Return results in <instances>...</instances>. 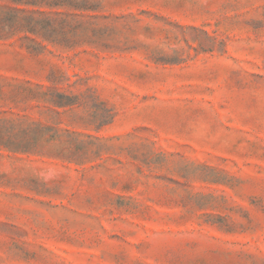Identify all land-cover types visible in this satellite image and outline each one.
I'll list each match as a JSON object with an SVG mask.
<instances>
[{"label": "rangeland", "instance_id": "1", "mask_svg": "<svg viewBox=\"0 0 264 264\" xmlns=\"http://www.w3.org/2000/svg\"><path fill=\"white\" fill-rule=\"evenodd\" d=\"M62 1L0 0V264H264V0Z\"/></svg>", "mask_w": 264, "mask_h": 264}, {"label": "trees", "instance_id": "2", "mask_svg": "<svg viewBox=\"0 0 264 264\" xmlns=\"http://www.w3.org/2000/svg\"><path fill=\"white\" fill-rule=\"evenodd\" d=\"M9 2H13L17 4V6H10V10L13 12L11 14L10 19L7 21L8 29L12 33L17 32H25L26 34L31 33L35 34L44 40H48L50 42L57 41L56 37L57 35H60L61 33L64 35H67L70 31H68V18L73 14L69 12H63V11H43V10H33L26 7H20L18 5H36V6H48L50 8H58L65 5V2L62 0H53V1H45V0H6ZM83 10L86 9H95L88 6H82ZM77 30V27L73 29V31ZM26 38H30L28 35L25 36ZM33 40V39H31ZM68 46V47H73ZM50 81L51 78H49ZM49 90H55L52 87H49ZM50 103H54L58 106H65L70 104H76L80 103L79 101H73L71 102H60L59 100H55L54 98H50L47 100ZM34 123H30L27 127L26 131L24 132V136L29 135L31 132V128L33 127ZM23 137V136H22ZM49 138V140L54 139ZM36 144L39 141V137H35ZM11 150L14 151H21V152H28L32 149V146L29 141H19L13 144Z\"/></svg>", "mask_w": 264, "mask_h": 264}]
</instances>
